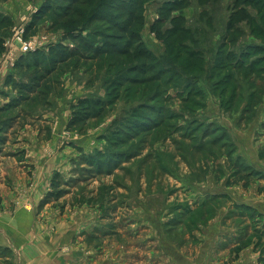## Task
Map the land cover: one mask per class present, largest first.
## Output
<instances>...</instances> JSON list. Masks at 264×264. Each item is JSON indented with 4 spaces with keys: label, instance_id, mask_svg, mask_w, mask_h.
Returning <instances> with one entry per match:
<instances>
[{
    "label": "rangeland",
    "instance_id": "374dc122",
    "mask_svg": "<svg viewBox=\"0 0 264 264\" xmlns=\"http://www.w3.org/2000/svg\"><path fill=\"white\" fill-rule=\"evenodd\" d=\"M46 1L0 0V16L10 20L0 29L4 36L0 76L5 79L16 70L20 82L37 78L39 85L21 106H10L14 110L5 113L20 119L8 131L0 162L10 160L6 153L21 161L27 152L23 144L35 148L36 142L44 159L35 164L37 170L30 163L19 174L41 179L37 184L25 182L19 199L24 203L21 207L33 204L24 215L26 223L19 221L23 232L33 226L32 235L23 237L27 241L20 246L0 245V264H264V211L255 204L264 201V73L254 72L257 82L237 74L221 100L213 90L224 72L210 77L212 53H202L201 61L189 56L199 48L221 45L233 12L244 8L256 15L264 1L253 5L256 0L253 4L180 0L172 7L170 3L178 0H107L101 10L108 17L121 14L115 6L119 1L137 6L140 18L132 28L140 33L133 42L135 49L131 54L116 51L126 49L129 38L117 36L119 29L104 17L106 21L82 23L70 33L88 37L99 50L105 47L104 34H109L110 46L100 55L84 52L64 62L49 53L59 45L71 53L75 46L76 41L67 37L72 25L67 24L65 12L46 14L33 25ZM205 8L210 17L202 15ZM125 16L118 19L124 21ZM175 17L179 19L174 22ZM175 24L182 30L193 27L202 45L196 46L184 30L182 35H170L168 30ZM249 26L247 22L243 33L236 34L239 42L258 39L249 34ZM184 41L188 52L178 56ZM24 42L35 43L30 53H44L37 62L38 77L34 63L30 71L16 66L29 54L21 52ZM140 49L148 54L137 52ZM191 62L193 70L175 66ZM133 65L139 71L132 70ZM189 75L208 82L197 84ZM120 77L127 81L116 87ZM136 77L146 83L132 81ZM237 89L238 100L228 111V100ZM2 91L14 97L17 93L12 85L1 84L0 105L11 102ZM88 98L95 104L105 102V109L99 114L94 107V117L72 124L76 112H85L78 104ZM246 105L255 112L239 124ZM136 108L144 114L140 119L133 115ZM257 111L258 129L249 132ZM218 139V144L208 147ZM205 142L204 151L196 147ZM225 142L229 148L222 150ZM241 148L251 155L248 161ZM223 151L224 158L217 154ZM11 181L6 188L14 186ZM39 183L46 189L42 196ZM249 204L255 207L246 208ZM7 210L12 215L19 212ZM32 217L37 221L28 229Z\"/></svg>",
    "mask_w": 264,
    "mask_h": 264
},
{
    "label": "trees",
    "instance_id": "16d2710c",
    "mask_svg": "<svg viewBox=\"0 0 264 264\" xmlns=\"http://www.w3.org/2000/svg\"><path fill=\"white\" fill-rule=\"evenodd\" d=\"M67 1L68 3L64 6L62 5L61 2ZM106 1L107 0H47L46 2H44V4L42 5L43 8H41V12L39 15H37L35 17V19L33 20V25L38 24V19H40L42 16H45L46 14H56L58 16H61V11L65 12L64 18L65 19H70L69 22H67V24L72 25L69 29H68V33H67V37L69 39H73L75 40V46L74 48L71 50V53L67 51V47L64 45H59L56 48H52L50 51V56L56 54V56L58 55V57L60 58V60H58L59 62H64V61H68L70 60L73 56H80V55H84L83 53H95L100 55L102 53V50L106 47V45L110 44L108 43V35L109 34H104V37L106 38L104 42L105 47L101 48L100 50L97 48H94L93 42L91 41V39H89L88 37L85 38V36H83L81 33L75 35L70 33L72 29H75L76 27L82 25V23L86 26L91 22H100L101 20H105L104 17H108L109 15H105V12H102L101 9L104 8V6H106ZM132 1V0H131ZM136 2L138 1H142V0H135ZM241 0H236V2H240ZM253 0H243V2L245 4H253ZM258 1V2H257ZM261 0H256L254 2L253 5H257L259 4ZM264 1V0H263ZM181 1H175L173 3H170L172 5V7H174L176 4H179ZM201 2V1H199ZM204 5V2H201V5ZM205 3H209V2H205ZM56 4V6H54ZM104 5V6H103ZM110 6V4H107ZM117 8L121 11L120 13H116V15L114 16H110L108 17L109 20L112 21L113 23V27L116 29L118 28L119 31L121 32L119 35V37L121 36H128L129 41H128V45H126V49H119L116 50L119 53H123V54H131V51L134 50L135 48L133 47V42L135 40H137V38L139 39V31L134 30L132 27L133 25L137 24V21L139 20L140 16L137 15L136 12V7H134V3L130 2L128 4L123 3L122 1H119ZM115 6H110L111 10L114 8ZM55 8V9H54ZM61 10V11H60ZM109 10V11H111ZM208 14V16L210 17L208 10L205 8V10L202 12V15ZM124 15L127 16V18L124 21H121L118 19V17H123ZM125 16V17H126ZM209 17H207L209 19ZM236 17H240V20L243 21H247L249 26V34L252 35H256V38L254 39H247L245 41H243L242 43L239 42V40L241 39L240 37H238L236 34H240L243 33V31L245 30V27L247 26V22H243L242 24H236ZM178 17H175L174 20L172 21H176L178 20ZM229 24L227 27V32L226 34H224L222 37L223 42L221 43V45H208L206 47V50H201L199 48V50H195L197 51V53L191 52L189 54L190 58L194 57L196 60L201 61L202 59V53L204 55L208 53H212L213 57L211 61H214V63H211L210 66H208L209 68H213V72L210 74V77L215 76V74H221L222 72H224V76L221 77L220 79L216 80V82L214 83V92H216L218 95H220V99H223V96H225L228 92V87L230 88V84L232 81H235L236 77H239L241 75H245L249 78V80H252L254 82H257V75H254V72H260L263 71L264 73V66L263 65V61H264V7H260L259 10L257 11L256 15H254V13H251L249 11H247L246 9L244 10V8H241V12L235 10V12H233V14L231 15L230 19H229ZM106 21V20H105ZM173 22V23H174ZM10 20L8 17H1L0 16V29L5 27L6 24H9ZM185 32V34L189 37L193 38V42H195L196 46H201L202 43L199 41L198 36H196L195 34V30L193 29V27L186 29H183ZM183 30L180 28L179 25L175 24V26H173V28H171L169 31L170 35H179V34H184ZM74 31V30H73ZM132 31V32H131ZM131 32V33H130ZM192 34V35H191ZM138 35V36H137ZM191 35V36H190ZM137 36V37H136ZM185 36V35H184ZM234 36V38H232ZM187 38V37H186ZM126 39V38H125ZM124 39V40H125ZM185 39V38H184ZM260 39V40H259ZM4 40V36L0 35V53L1 51L4 50V47L2 45V42ZM209 40V38H208ZM103 43V42H102ZM179 41L177 42L176 45L178 44ZM120 44V43H119ZM187 42H180V53L178 54V56H181L182 53L184 52H188L186 50L187 49ZM242 44V45H241ZM113 47L116 46V44H112ZM232 45L234 49H228V46ZM135 46V45H134ZM240 46H242V48H240L242 51H238L236 49H238ZM240 52L239 57L237 58V55L235 54L236 52ZM137 52L143 53V54H148L147 52H145L144 50H139ZM242 52V53H241ZM39 55V57L34 56L33 60L29 59L28 57L31 55ZM43 52L37 51V53H30L23 56L22 58H20V60L17 62V67H20L21 69H23L24 71H30L33 67V63L35 64V73L36 76L38 77V70H37V62L38 60L40 61V59L43 57ZM41 55V56H40ZM214 55H216V57H214ZM55 56V55H54ZM57 60V59H56ZM55 60V61H56ZM34 61V62H33ZM57 63V62H56ZM175 63V62H174ZM182 66L183 68L186 67L187 69H192L193 70V64L191 62V64L188 66L187 64H175V66ZM207 66V65H206ZM218 69V71L216 70ZM132 70L139 71L138 66L133 65L132 66ZM164 71V70H162ZM228 71V72H227ZM165 72V71H164ZM145 73V72H143ZM18 73L15 72L12 74H10L7 78L6 84L7 85H12L13 90H16V96H11L10 93L2 91V93L4 94V97L6 96L9 101V104L6 103V105H0V152L3 148V146L5 145L6 140L8 139V131L14 127L15 123L19 121L20 119V115H16V116H5V113L7 111H12L14 109H17L19 106H21L25 101H27V99H29V97L32 95V93L36 92V89H39V85H38V81L36 79L32 80V82H20V80L16 79L15 76H17ZM48 74V73H47ZM239 76H236V75ZM19 75V74H18ZM46 76V75H43ZM190 76V75H189ZM193 77V81H196L197 84H201L203 85V83H207L208 81L205 80V78H203L202 76L199 75H192L190 76V78ZM263 77V76H262ZM262 77L260 79H262ZM46 81L50 80L49 77L45 78ZM127 81L126 78L124 77H120L116 82V87L117 86H122L125 82ZM131 81V80H130ZM134 82L136 83H146L143 82V80L139 77H136L135 80L133 78ZM131 81V82H132ZM257 87L259 83H255ZM38 85V86H37ZM262 84H259V86H261ZM225 86V87H223ZM239 89V88H238ZM237 90H235V93H232V98H230L228 100V106H227V110L230 111L231 109V105L233 103H236V101L238 100V94ZM222 90V91H221ZM258 94L254 93L253 97H257ZM91 99H86V100H81L80 103L78 104L83 110H85V112L80 111V112H76L77 115L74 116L73 118V122L72 124H74V122H78V121H87V119L94 117V115L96 113H93V111L91 109L95 108H99L98 113L101 114V112L105 109V102L102 103V101L100 102H94ZM14 105V109H9L10 106ZM9 109V110H8ZM133 115L136 117V119H140V117L142 118L144 116V114L140 111L139 108H136L133 111ZM253 112H255V110L253 109V106H249L246 105L243 108L242 114H240V118L238 120L239 124L246 122L247 120H249L250 118H252L253 116ZM229 114H232V112H228ZM25 114H29V113H25ZM258 115V111L256 112L254 117H257ZM223 129V127H221ZM219 128V130L221 129ZM147 133L150 132L149 130H146ZM121 132H119L118 134H120ZM119 137V136H117ZM221 141V140H220ZM215 141L212 143H209L208 147H213L211 145H216L219 142ZM208 142H205L196 146L198 147L200 150L204 151V146L207 144ZM119 144H116V147ZM227 147L229 148V144H227L226 142L223 143L221 149L223 150L224 148L227 149ZM235 150V148H233ZM233 150L231 149L229 152H227V156L228 159H232L234 156H231V152ZM224 151L223 153H217L219 156L222 155V157L224 158ZM234 153V152H233ZM1 154V153H0ZM221 157V156H220ZM231 161V160H230ZM246 208H249V206H247Z\"/></svg>",
    "mask_w": 264,
    "mask_h": 264
},
{
    "label": "crops",
    "instance_id": "0c3cea01",
    "mask_svg": "<svg viewBox=\"0 0 264 264\" xmlns=\"http://www.w3.org/2000/svg\"><path fill=\"white\" fill-rule=\"evenodd\" d=\"M8 76H7V78H8ZM7 78L4 79L3 76H0V85L1 84L6 85ZM2 102H3V100H2ZM260 111L263 112V110H260ZM262 112H260L261 116H262ZM255 120H256V123H255L256 125L253 124V126L249 129V132L250 131L253 132V131H256L258 129L257 126H259V124H258L259 118L257 117ZM254 125H255V127H254ZM23 145L24 146H22V148H24L27 152H26V155L23 157V159H20L21 161L18 162L12 153H6L5 154L6 158H8L10 160H5L3 163L0 162V171H1L0 172V214L2 215V216H0V245H3V246H6L10 243L15 244V245L18 244V246H20L21 242L27 241V239L23 238V237L28 236V238H29L32 235L31 230H32L33 226L27 233L23 232L21 229H19V227H20L19 221L24 223V224L26 223V221H24L25 220L24 215L27 214V212H28L27 209L28 210H29V208L32 209L33 204L31 203V207L28 206L29 208L23 207V206L21 207V205H23L24 203L22 202V200L19 201V199L22 196V194H24V192L21 191L22 188L27 187L26 184H24L25 182L30 183V184H33V183L37 184L41 179L38 178L39 176H35V174H33V176L28 174V176L27 177L25 176V178H24V176L19 177V174L22 175L20 172L21 171L23 172V169H28V166L31 164H32V166H34V171L37 170V168L35 167V164L37 165V163H39V165H40L41 159H42V161L44 159H43V152L40 153L41 149H39V150L37 149V148L42 147L41 144H39V146L37 147V142H36L35 148H33L32 145H26V144H23ZM16 149H13V150L16 151ZM25 150H21L20 152L25 151ZM241 152L246 155L245 159L248 161V159L251 155L245 153L242 148H241ZM239 154H241L240 151H239ZM5 156H4V158H5ZM38 156L40 157L39 159L37 158ZM12 158L14 160H12ZM5 163L6 164L12 163L13 166H9V165L6 166ZM257 163H259V165H260V162H257ZM261 172H262L261 175L263 178L261 180V182L264 183V168ZM37 178H38V180H37ZM8 179L12 180L11 182L14 183V186L10 185L12 188L9 186H8V188H6V182L9 181ZM32 179H34V180H32ZM31 180H32V182H31ZM45 192H46L45 186H43V184H40L39 188H38V193L40 194V196H42ZM28 193L29 192L26 191V194H28ZM33 198H32V201H33ZM36 198H37V196H36ZM34 200H35V198H34ZM255 202H257V201H255ZM255 204L259 205V206L256 205L257 208H259V209L261 208L264 211V201L259 200ZM255 204H249L247 206L253 207ZM3 206L6 208L5 212L3 210H1V208ZM11 208L16 209V212L17 211H19V212L15 215L8 213L10 211H8L7 209L11 210ZM20 215H22L21 218H20ZM33 217H32V221H29V223H27L28 229L30 228V223L32 225H34V223L37 221ZM38 227L39 226H36L35 228H38ZM26 247L30 248V245H27ZM24 253H26V252H24ZM24 253H23V257H25L27 254V253L26 254H24Z\"/></svg>",
    "mask_w": 264,
    "mask_h": 264
},
{
    "label": "built area",
    "instance_id": "2783aa9c",
    "mask_svg": "<svg viewBox=\"0 0 264 264\" xmlns=\"http://www.w3.org/2000/svg\"><path fill=\"white\" fill-rule=\"evenodd\" d=\"M22 40V37H21ZM35 49V43H30V42H24L23 45L21 46V52L22 53H29L34 51Z\"/></svg>",
    "mask_w": 264,
    "mask_h": 264
}]
</instances>
